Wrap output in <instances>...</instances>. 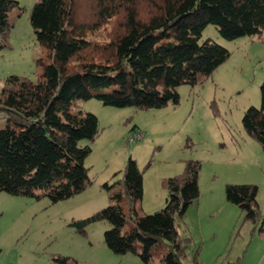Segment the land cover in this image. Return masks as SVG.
Instances as JSON below:
<instances>
[{
	"label": "trees",
	"instance_id": "obj_1",
	"mask_svg": "<svg viewBox=\"0 0 264 264\" xmlns=\"http://www.w3.org/2000/svg\"><path fill=\"white\" fill-rule=\"evenodd\" d=\"M91 1L92 15L85 21L78 18L77 0H36L30 10L37 40L50 61L37 79L15 73L4 77L0 190L44 195L52 202L83 190L91 182L84 163L91 151L88 141L99 127L95 113L73 109L76 99L95 97L104 105L138 108L177 104L179 84L201 82L229 56L213 39L200 40L207 23L227 38L264 28V0ZM17 5V0H0V48L9 46V11ZM260 92V106H248L242 122L264 148V79ZM199 168V160L187 159L183 171L163 176L164 206L141 215L142 172L129 158L120 178L103 183L112 202L71 224L83 231L88 222L106 218L111 226L104 231V242L113 252H133L149 264L153 246L164 240L160 261L186 264V238L179 235L175 216L198 198ZM256 193L252 183L226 185L227 198L246 208L250 217ZM127 218L133 225L122 232ZM53 258L56 264H76L67 255ZM194 260L202 264L197 253Z\"/></svg>",
	"mask_w": 264,
	"mask_h": 264
},
{
	"label": "rangeland",
	"instance_id": "obj_2",
	"mask_svg": "<svg viewBox=\"0 0 264 264\" xmlns=\"http://www.w3.org/2000/svg\"><path fill=\"white\" fill-rule=\"evenodd\" d=\"M17 1L9 11V46L0 48V88L4 77L13 73L37 79L50 61L29 18L36 0ZM93 2L77 0L80 20L91 17ZM206 38L225 46L229 56L201 82L179 84L177 104L138 108L104 105L95 97L75 100L73 109L98 117L99 132L88 141L91 151L84 160L91 182L54 202L44 195L0 190V264H56V254L67 255L76 264H124L122 254L104 242V231L111 226L108 219L90 221L83 231L71 222L110 203L103 183L120 178L129 158L136 161L145 186V196L137 204L141 215L164 206L163 176L183 171L187 159L199 160L198 198L183 215L175 216L179 235L186 238L182 258L186 264H197L196 253L202 264H264V148L242 122L248 106L261 104L264 28L227 38L209 22L200 40ZM3 124L0 116V127ZM134 129L143 134L128 142ZM229 183L257 185L253 217L227 198ZM157 187L166 195L155 199ZM132 225L127 218L122 232ZM165 248L164 240L155 243L149 264H163L160 255ZM126 255L125 264H134L131 257L145 264L133 252Z\"/></svg>",
	"mask_w": 264,
	"mask_h": 264
},
{
	"label": "crops",
	"instance_id": "obj_3",
	"mask_svg": "<svg viewBox=\"0 0 264 264\" xmlns=\"http://www.w3.org/2000/svg\"><path fill=\"white\" fill-rule=\"evenodd\" d=\"M0 116H1V114H0ZM155 190H156V192H157V194H156V196H155V199H157L158 196H160V194L166 195V191H165V189H163V188L160 189V188L157 187ZM161 190H163V191H161ZM144 193H145V186H144V182H143V196H145ZM108 252H109V253H108L107 255H111V253H110L111 251H108ZM111 256H112V255H111ZM115 256H116V255H115ZM124 256H127L126 253H125V254H122V255L120 256V258H121V259H120V262H122V263L125 264V263H127L128 261H126V262L124 261V262H123ZM113 258H114V257H113ZM129 260H130V261H133L134 264H141V261L139 262V259H135V258H132V257H131V258H129ZM130 261H129V262H130Z\"/></svg>",
	"mask_w": 264,
	"mask_h": 264
},
{
	"label": "built area",
	"instance_id": "obj_4",
	"mask_svg": "<svg viewBox=\"0 0 264 264\" xmlns=\"http://www.w3.org/2000/svg\"><path fill=\"white\" fill-rule=\"evenodd\" d=\"M142 136V133L140 131H135L134 133H131L128 137H127V141L128 142H132L135 139H138Z\"/></svg>",
	"mask_w": 264,
	"mask_h": 264
},
{
	"label": "clouds",
	"instance_id": "obj_5",
	"mask_svg": "<svg viewBox=\"0 0 264 264\" xmlns=\"http://www.w3.org/2000/svg\"><path fill=\"white\" fill-rule=\"evenodd\" d=\"M1 114V113H0ZM2 115V114H1Z\"/></svg>",
	"mask_w": 264,
	"mask_h": 264
}]
</instances>
